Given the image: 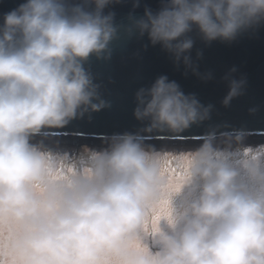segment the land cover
Returning a JSON list of instances; mask_svg holds the SVG:
<instances>
[{"label":"clouds","instance_id":"obj_1","mask_svg":"<svg viewBox=\"0 0 264 264\" xmlns=\"http://www.w3.org/2000/svg\"><path fill=\"white\" fill-rule=\"evenodd\" d=\"M118 2L24 0L3 15L0 264H264V145H247L242 130L211 131L179 153L132 133L75 154L33 142L45 128L109 106L84 65L92 55L110 58L118 28L105 9ZM260 26L264 0H161L134 21L141 36L193 71L190 33L231 42ZM245 85L230 79L225 107ZM136 100L138 120L173 133L212 109L166 75ZM170 154L178 181L167 172Z\"/></svg>","mask_w":264,"mask_h":264},{"label":"water","instance_id":"obj_2","mask_svg":"<svg viewBox=\"0 0 264 264\" xmlns=\"http://www.w3.org/2000/svg\"><path fill=\"white\" fill-rule=\"evenodd\" d=\"M23 2L0 0V24L4 13ZM133 5L134 0H120L105 9V13H115L118 28L109 45L110 58L92 55L84 65L109 106L85 113L64 127L45 128L33 142L43 140L52 149L79 153L84 146L103 150L113 136L132 133L158 151L179 153L198 147L211 131L219 137L242 130L247 145H264V26L244 32L231 42H205L193 31L190 35L194 46L189 53L196 68L193 71L183 60L177 63L161 45H153L147 34L141 36L134 28V21L144 15L145 8L158 11L161 0H140L139 7ZM233 68L236 71H231ZM209 74L211 78L206 79ZM161 75L176 81L185 94H194L201 104L212 105L209 118L180 133L152 130L149 121L138 120L134 115L137 91L150 87ZM241 78L246 79L243 94L225 107L222 101L229 91L230 79Z\"/></svg>","mask_w":264,"mask_h":264},{"label":"rangeland","instance_id":"obj_3","mask_svg":"<svg viewBox=\"0 0 264 264\" xmlns=\"http://www.w3.org/2000/svg\"><path fill=\"white\" fill-rule=\"evenodd\" d=\"M54 150H56V149H54ZM58 151H60V150H58ZM62 151H64V150H62ZM65 152H68V151H65ZM68 153L75 154L77 152H74V153L68 152ZM169 169H171L172 171H170ZM173 171L175 172V175H173ZM167 172H168L169 176L173 177L176 181H178L182 175L181 169L176 164V156L175 155L169 156Z\"/></svg>","mask_w":264,"mask_h":264},{"label":"snow or ice","instance_id":"obj_4","mask_svg":"<svg viewBox=\"0 0 264 264\" xmlns=\"http://www.w3.org/2000/svg\"><path fill=\"white\" fill-rule=\"evenodd\" d=\"M170 171H172L171 169H169ZM173 175H175V172L173 171ZM162 211H163V209H162ZM157 219H158V217H157Z\"/></svg>","mask_w":264,"mask_h":264}]
</instances>
